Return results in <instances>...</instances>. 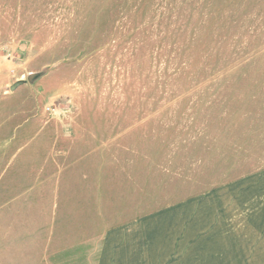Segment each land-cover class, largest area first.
Masks as SVG:
<instances>
[{"label":"rangeland","instance_id":"1","mask_svg":"<svg viewBox=\"0 0 264 264\" xmlns=\"http://www.w3.org/2000/svg\"><path fill=\"white\" fill-rule=\"evenodd\" d=\"M0 56L1 257L84 264L100 219L264 168V0H0Z\"/></svg>","mask_w":264,"mask_h":264},{"label":"crops","instance_id":"2","mask_svg":"<svg viewBox=\"0 0 264 264\" xmlns=\"http://www.w3.org/2000/svg\"><path fill=\"white\" fill-rule=\"evenodd\" d=\"M90 239L84 264H264V168L145 216L110 226L100 219ZM73 249L53 246L45 257L61 264L57 256ZM17 261L0 256V264Z\"/></svg>","mask_w":264,"mask_h":264},{"label":"water","instance_id":"3","mask_svg":"<svg viewBox=\"0 0 264 264\" xmlns=\"http://www.w3.org/2000/svg\"><path fill=\"white\" fill-rule=\"evenodd\" d=\"M25 83L24 79H20L18 81H16L15 83H13L10 87L11 90H14L15 88H17L19 85Z\"/></svg>","mask_w":264,"mask_h":264},{"label":"built area","instance_id":"4","mask_svg":"<svg viewBox=\"0 0 264 264\" xmlns=\"http://www.w3.org/2000/svg\"><path fill=\"white\" fill-rule=\"evenodd\" d=\"M0 62H1V56H0Z\"/></svg>","mask_w":264,"mask_h":264}]
</instances>
